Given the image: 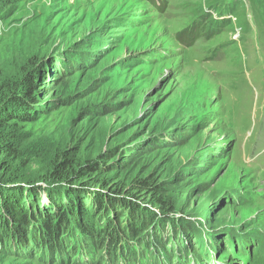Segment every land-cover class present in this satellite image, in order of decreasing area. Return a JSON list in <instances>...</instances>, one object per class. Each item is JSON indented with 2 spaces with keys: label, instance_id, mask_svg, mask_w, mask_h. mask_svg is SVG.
Segmentation results:
<instances>
[{
  "label": "rangeland",
  "instance_id": "rangeland-1",
  "mask_svg": "<svg viewBox=\"0 0 264 264\" xmlns=\"http://www.w3.org/2000/svg\"><path fill=\"white\" fill-rule=\"evenodd\" d=\"M151 1L0 7V87L43 77L32 123L17 129L13 168L33 179L54 153L74 152L76 166L106 165L81 181L90 189L105 179L110 192L120 184L157 214L154 199L176 209L167 218L188 219L196 232L169 240L191 242L181 253L264 264V0ZM196 23L204 30L185 45ZM23 253L1 249L0 264H74Z\"/></svg>",
  "mask_w": 264,
  "mask_h": 264
},
{
  "label": "trees",
  "instance_id": "trees-1",
  "mask_svg": "<svg viewBox=\"0 0 264 264\" xmlns=\"http://www.w3.org/2000/svg\"><path fill=\"white\" fill-rule=\"evenodd\" d=\"M13 3L14 0H0V7ZM196 25V34V30H190L192 33L188 36L184 34L185 45L191 44L190 37L195 39L204 30L203 24ZM42 78L31 72L18 83H4L0 87V252L6 250L20 259V255L25 254L23 251H30L36 259L45 258L47 262L57 259L67 262L71 256L74 264H178L180 258H185L186 264H203V251L194 249V253H181L189 249L188 239L179 244L180 247H173L169 242L185 233L196 232V227H191L184 216L167 218L176 209L166 200L151 201L160 211L157 214L123 194L128 192L125 186L118 184L117 189L110 192L112 188L105 184V179L99 190L90 189L95 185L81 182L87 176L102 173L106 165L76 166L77 155L64 151L60 156L52 155L44 175L34 174L30 179L31 175L22 176L15 171L17 167L13 168V162L21 159L17 129L20 124L33 121L35 112L30 107L37 104L41 96ZM41 183L45 186L38 185ZM133 186L158 191L146 180H138ZM42 194H45L44 199ZM84 194H89V198H82ZM194 234L193 238H197ZM244 237L236 241L241 247ZM225 244L235 249L233 237H227ZM198 245L205 246L202 241ZM216 249L213 247L214 251ZM219 256L218 261H224V257ZM228 256L235 254H227L226 259Z\"/></svg>",
  "mask_w": 264,
  "mask_h": 264
},
{
  "label": "bare ground",
  "instance_id": "bare-ground-1",
  "mask_svg": "<svg viewBox=\"0 0 264 264\" xmlns=\"http://www.w3.org/2000/svg\"><path fill=\"white\" fill-rule=\"evenodd\" d=\"M260 165H261V164H260ZM260 165H259V166H260ZM261 176H262V175H261Z\"/></svg>",
  "mask_w": 264,
  "mask_h": 264
}]
</instances>
